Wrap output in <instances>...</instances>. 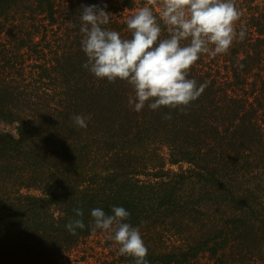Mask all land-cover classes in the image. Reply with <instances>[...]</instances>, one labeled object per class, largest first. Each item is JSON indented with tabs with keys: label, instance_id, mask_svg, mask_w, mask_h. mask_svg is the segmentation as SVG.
<instances>
[{
	"label": "trees",
	"instance_id": "obj_1",
	"mask_svg": "<svg viewBox=\"0 0 264 264\" xmlns=\"http://www.w3.org/2000/svg\"><path fill=\"white\" fill-rule=\"evenodd\" d=\"M163 3L0 0V264H135L91 231V210L113 206L148 264H264V0H234L246 37L200 55L188 78L206 87L187 106L137 113L130 84L83 67L82 6L106 4L105 27L129 38L127 18Z\"/></svg>",
	"mask_w": 264,
	"mask_h": 264
},
{
	"label": "clouds",
	"instance_id": "obj_2",
	"mask_svg": "<svg viewBox=\"0 0 264 264\" xmlns=\"http://www.w3.org/2000/svg\"><path fill=\"white\" fill-rule=\"evenodd\" d=\"M106 4L82 6L79 15L82 33L81 50L87 56L83 67L95 78L113 82L123 80L133 88L128 104L137 113L145 106L151 110L163 107L187 106L203 93L206 84L188 78V70L200 55L211 57L223 54L238 37H246L241 27L234 25L239 10L234 0H164L159 16L145 5L126 20L129 38L106 25L110 14ZM161 21L169 35L162 37ZM73 122L86 128V118L76 115ZM164 119H172L170 113ZM75 217L66 228L73 235L83 230L85 223L81 209H74ZM91 231L102 230L118 247V255L134 258L135 264H148V249L140 228L126 222L130 213L122 206H113L111 214L93 208Z\"/></svg>",
	"mask_w": 264,
	"mask_h": 264
},
{
	"label": "rangeland",
	"instance_id": "obj_3",
	"mask_svg": "<svg viewBox=\"0 0 264 264\" xmlns=\"http://www.w3.org/2000/svg\"><path fill=\"white\" fill-rule=\"evenodd\" d=\"M0 128H4V129H6V130H8V131H11V127L9 126V125H7V124H5V123H3V122H1L0 121ZM186 167V166H185ZM176 170L178 169V167H174ZM84 250V249H83ZM79 251H82V250H79ZM80 256H82V254L81 253H79V255H74V256H72V257H70V260L68 261H66V264H84V263H82V262H77L76 260L77 259H79L80 258ZM90 261L91 262H94V260L93 259H90Z\"/></svg>",
	"mask_w": 264,
	"mask_h": 264
}]
</instances>
